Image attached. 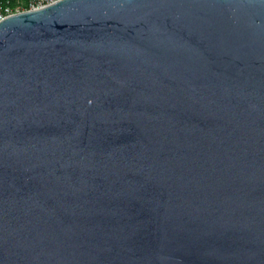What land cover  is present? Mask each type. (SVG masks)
Returning a JSON list of instances; mask_svg holds the SVG:
<instances>
[{
	"label": "water",
	"instance_id": "water-1",
	"mask_svg": "<svg viewBox=\"0 0 264 264\" xmlns=\"http://www.w3.org/2000/svg\"><path fill=\"white\" fill-rule=\"evenodd\" d=\"M0 264H264V0L0 21Z\"/></svg>",
	"mask_w": 264,
	"mask_h": 264
},
{
	"label": "built area",
	"instance_id": "built-area-1",
	"mask_svg": "<svg viewBox=\"0 0 264 264\" xmlns=\"http://www.w3.org/2000/svg\"><path fill=\"white\" fill-rule=\"evenodd\" d=\"M60 0H26L25 3L27 8L23 9L24 2L22 0H16L15 9L9 5V0L0 1V21L7 19L17 13L26 12V11H35L42 9L44 7L50 6Z\"/></svg>",
	"mask_w": 264,
	"mask_h": 264
},
{
	"label": "trees",
	"instance_id": "trees-1",
	"mask_svg": "<svg viewBox=\"0 0 264 264\" xmlns=\"http://www.w3.org/2000/svg\"><path fill=\"white\" fill-rule=\"evenodd\" d=\"M22 1L24 2L23 9L25 10L27 8V5L25 3L26 0H22ZM9 5H11L13 9H15V7H16V0H9Z\"/></svg>",
	"mask_w": 264,
	"mask_h": 264
}]
</instances>
